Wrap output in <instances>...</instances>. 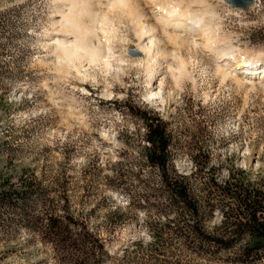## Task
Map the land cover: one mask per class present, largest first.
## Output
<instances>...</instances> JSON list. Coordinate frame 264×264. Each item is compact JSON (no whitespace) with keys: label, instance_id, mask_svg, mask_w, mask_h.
Listing matches in <instances>:
<instances>
[{"label":"rangeland","instance_id":"374dc122","mask_svg":"<svg viewBox=\"0 0 264 264\" xmlns=\"http://www.w3.org/2000/svg\"><path fill=\"white\" fill-rule=\"evenodd\" d=\"M165 1L204 13L226 52L264 54V0L247 9L225 0ZM102 4L103 13L83 26L93 29L92 45L102 62L109 53V65L87 56L69 61L57 49L67 0H0V185L36 184L21 214L0 209V264H68L44 234L64 205L104 243L106 253L94 257L99 264H151L153 233L174 213L165 210L170 201L159 173L143 156L140 112L165 122L172 164L200 197L212 177L228 180L230 169L264 185V84L223 80L200 60L205 51L186 45L185 61L157 70L153 81L164 86L155 97L149 81L155 71L139 51L142 22L128 6ZM254 71L253 81L264 78L263 65ZM206 157L209 166L197 172ZM221 220L215 208L206 227ZM169 250L170 264H236V250L209 256L178 243Z\"/></svg>","mask_w":264,"mask_h":264},{"label":"trees","instance_id":"16d2710c","mask_svg":"<svg viewBox=\"0 0 264 264\" xmlns=\"http://www.w3.org/2000/svg\"><path fill=\"white\" fill-rule=\"evenodd\" d=\"M148 146L143 150L147 162L159 173L163 191L169 198L165 208L174 213L163 229L153 233L148 245L151 264L167 263L166 254L177 243L186 249L198 250L209 256L218 252L236 250L231 262L254 264L264 260V185L252 182L243 170H229L228 180L220 183L215 178L200 197L189 182L172 164L171 137L165 122L157 114L140 112ZM206 157L197 166V172L209 166ZM212 170V169H211ZM210 170V171H211ZM34 180H22L20 186L5 181L0 185V209L8 208L21 214L29 196L36 193ZM217 208L222 220L209 230L205 218ZM63 217L50 220L44 234L55 242V252L66 255L68 264H99L94 257L105 254V245L91 233L80 218H76L63 206ZM168 236L164 239L163 232ZM180 264V263H179Z\"/></svg>","mask_w":264,"mask_h":264},{"label":"bare ground","instance_id":"6f19581e","mask_svg":"<svg viewBox=\"0 0 264 264\" xmlns=\"http://www.w3.org/2000/svg\"><path fill=\"white\" fill-rule=\"evenodd\" d=\"M67 1L70 3L69 11L68 13H61L63 23L60 32L55 35L57 37H62L61 39L55 38L54 43L57 46V49L64 53L63 55L67 58L66 60L69 61L77 59L78 57L87 56L90 59L89 63H98V61L102 62L104 55H102L97 47L92 45L89 38L90 31L93 29L85 28L83 24L86 21H93L96 18V13H103L98 11L101 6H103V0ZM105 1H113L117 4L130 7L131 14L130 12L129 14L132 15L133 20L135 22L137 21V23L142 22L144 30L142 29L139 35V46H141L140 49L142 50L139 51L146 54L145 61L147 68L149 67L152 73L155 71L154 74L149 76L153 96H163L161 93L162 88L159 89L161 85L164 86L162 82L163 79L160 80L158 84H156L155 80L153 81V78L156 76L155 74L159 72L157 70L162 68L170 72L175 67V61H178L179 63L185 61V59H183L184 54L182 50L186 45L194 46L199 54H201L200 52L205 51L206 57H202L200 60L203 62L205 61L206 63L204 64L211 68V71H214V73L222 77L223 80L228 77H234V79L240 84L246 82H249L251 85L264 84L263 76L253 81V77L246 75V73H253L252 70L254 71V69L258 70V67L262 65L264 67V54L246 55L240 51L238 54H235L233 50H227L229 52H226V48H223L225 46L223 42L221 43L218 41L217 37L211 33L210 22L205 19L204 13L197 10L183 9L179 7V5L169 4L167 3L168 1L166 2L165 0ZM132 5H136V7L133 8ZM138 7H140L141 10L143 9V11L137 9ZM96 10L98 12H96ZM57 23H59V21ZM72 36L74 37V40H71ZM145 40L147 42H145ZM170 42H174L177 46L171 48L169 46ZM227 46L229 45L227 44ZM109 58L108 53L105 57L106 61H103L107 63H105L106 65H109ZM168 60H171V62H168ZM160 61H162V63ZM143 63L145 64V62ZM151 64H155L156 67L154 66L153 68V65ZM164 64L165 66L161 67ZM245 67L250 69H246ZM149 69H147V71ZM150 70L148 72H150ZM161 71L162 70H160V72ZM254 73H257L256 76H259L258 72L254 71ZM174 78V80L177 79L176 77ZM166 82L164 81V83ZM167 98L168 95H166V99Z\"/></svg>","mask_w":264,"mask_h":264},{"label":"water","instance_id":"95a60500","mask_svg":"<svg viewBox=\"0 0 264 264\" xmlns=\"http://www.w3.org/2000/svg\"><path fill=\"white\" fill-rule=\"evenodd\" d=\"M225 2L233 8L247 9L254 3V0H225Z\"/></svg>","mask_w":264,"mask_h":264}]
</instances>
